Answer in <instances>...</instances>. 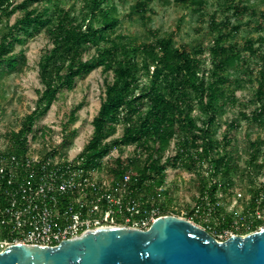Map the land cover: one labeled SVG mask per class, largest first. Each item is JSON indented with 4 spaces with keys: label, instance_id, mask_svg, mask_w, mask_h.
Segmentation results:
<instances>
[{
    "label": "trees",
    "instance_id": "16d2710c",
    "mask_svg": "<svg viewBox=\"0 0 264 264\" xmlns=\"http://www.w3.org/2000/svg\"><path fill=\"white\" fill-rule=\"evenodd\" d=\"M15 1L0 0V23L8 21L16 12L22 14L0 41V67L13 70L24 59L23 52L18 57L9 55L14 44L22 42L20 35L34 37L45 29L51 48L44 51L38 62L42 90L37 93L35 108L24 117L20 130L11 134V151L23 152L26 136L41 133L40 129L34 132V126L47 114L57 95L63 90H72L76 80L101 68L112 73V81L105 84L104 98L91 123L92 135L80 156L85 167H100L103 158L116 149L118 156L106 172L115 180L125 172L137 176V194L146 195L165 185L168 167L196 173L199 213L196 215L194 208L189 213L196 223H202L201 220L212 214H221L219 197L233 192V178L239 174L253 179L247 190L249 200L245 212L246 218L250 215L253 218L241 225L239 235L246 236L264 225V221L254 217L255 210L264 208V180H261L264 178V138L249 142V168L240 170L229 150L232 144L229 133L239 120L226 126L221 140L215 137L218 118L227 105L238 104L235 92L244 82L240 77L231 80L232 74L237 72L248 77L247 83L252 82L250 59L260 67L251 100L256 108L251 116L241 113L240 117L264 128V10L259 13L261 21L256 28L260 34L245 40L242 48L229 43L239 26L229 27L227 19L221 31L211 22L217 34L208 49L207 68L202 50L188 52L177 48L170 36L135 43L117 34L121 20L111 0H74L81 4L78 11L63 8L61 4L65 0H24L21 4ZM174 1L197 12L205 4V0ZM35 3L44 5L43 9H30ZM233 7L238 13V7L229 6ZM90 49L95 53L85 59ZM77 110L78 107L71 111L62 129V148H68L76 136L77 131L70 130L69 126L76 121ZM195 110L200 118L193 117ZM119 127L121 133L114 137ZM171 144L174 155H168ZM130 146L132 154L123 157ZM250 168H255V176L260 178L256 187ZM143 182L148 186L144 187ZM163 195L159 208L165 213L172 201L167 192ZM224 217L218 228L203 223L206 232L222 233L229 229L232 219Z\"/></svg>",
    "mask_w": 264,
    "mask_h": 264
},
{
    "label": "rangeland",
    "instance_id": "374dc122",
    "mask_svg": "<svg viewBox=\"0 0 264 264\" xmlns=\"http://www.w3.org/2000/svg\"><path fill=\"white\" fill-rule=\"evenodd\" d=\"M23 1L16 0L15 4H21ZM111 1L116 6L118 17L121 20L117 34L124 35L135 43L153 42L155 39L170 36L177 48L188 52L196 49L202 50L204 52L202 57L207 68L209 67L208 49L217 34L215 28L212 30L211 22H214L217 25L216 28L221 31H224L225 28L222 27V23L227 19L230 23L229 27L231 25L239 26V31L232 35L229 43L242 48L245 40L256 38L260 34L256 28L261 21L259 13L264 10L263 0H205L204 6L198 12L174 0ZM139 4L144 6L138 7ZM43 6L35 3L30 9L41 11ZM61 6L76 11L81 8V4L76 3L74 0H65ZM229 6L238 7V13L234 11L236 8L230 9ZM242 11L244 13L239 14ZM21 15L20 12H16L8 21L0 23V41L8 32V28ZM229 27L228 30H230ZM19 38L22 42L15 43L9 55L18 57L17 54L23 52L24 59L13 70L0 67V152L10 150L11 134L20 130L24 117L35 108L37 93L42 90L38 79V62L44 51L51 48L45 29L34 37L20 35ZM94 53V49H90L84 58L88 59ZM244 56L248 57L247 53H244ZM249 64L251 72H253L249 77L252 82L247 83V76L237 72L232 74L231 80L239 77L244 79L241 88L235 92L238 104L234 107L230 105L225 107V112L218 118L217 127L215 128V137L221 140L226 126L234 123L235 120H239L237 127L229 133L232 141L229 150L240 170L249 168L247 165L249 142L264 138V128L240 117L241 113L251 116L256 108L251 100L257 86L255 78L260 67L253 59H250ZM111 81L112 73L98 68L83 79L76 80L72 90H63L61 94L57 95L56 101L51 105L47 114L40 118L34 126V129L41 130L40 134L37 133V143L42 144L41 141L43 140L40 137L43 135L48 137L61 132L68 122L71 111L78 107L76 121L69 126L70 130L75 129L77 131L76 136L68 148L60 147V152L62 155L73 157L79 149L83 150L92 135L93 127L91 123L104 98L105 84ZM192 115L195 118H200L197 110ZM198 125H200V122H198ZM120 133L121 130L118 129L114 137L119 136ZM171 148H173V144H171ZM36 150H40V148ZM173 153L172 151L170 154ZM131 154L132 147H128L123 157ZM116 157L117 152L113 150L106 160L107 166H110ZM249 171L254 177L256 187L260 178L258 175V177L255 176V168H250ZM198 178L194 172L168 167L166 170L165 192H167V196L172 203L165 213L155 211L153 218L157 216L179 217L204 229L203 223L212 224L218 228L225 218L224 216H227L232 219L230 228L225 229L222 233L210 231L209 234L218 241H221V239L224 241L231 234L240 236L241 225L248 224L249 220L252 221L253 218L251 215L246 218L248 214H245L249 200L247 190L253 179L241 177L239 174L236 175L233 178L235 182L233 192L219 197V204L222 205L221 214L218 216L212 214L201 220L202 223H196L193 219L195 217L190 218L189 213L194 207L196 208L200 201ZM261 180L263 181L264 178ZM161 199L164 200L163 195ZM262 214H264V208ZM262 228H264V225L259 226L253 232H257Z\"/></svg>",
    "mask_w": 264,
    "mask_h": 264
},
{
    "label": "built area",
    "instance_id": "2783aa9c",
    "mask_svg": "<svg viewBox=\"0 0 264 264\" xmlns=\"http://www.w3.org/2000/svg\"><path fill=\"white\" fill-rule=\"evenodd\" d=\"M63 139L61 131L40 145L32 133L23 152H0V253L13 245L52 248L106 227L147 230L162 217L153 215L162 212L165 185L150 195L137 194V176L125 172L115 180L106 172L113 150L100 167L88 168L80 157L83 150L73 157L61 154ZM171 152L168 155H174ZM194 209L198 215V207ZM262 212L255 210L259 221H264Z\"/></svg>",
    "mask_w": 264,
    "mask_h": 264
},
{
    "label": "water",
    "instance_id": "95a60500",
    "mask_svg": "<svg viewBox=\"0 0 264 264\" xmlns=\"http://www.w3.org/2000/svg\"><path fill=\"white\" fill-rule=\"evenodd\" d=\"M0 264H264V228L218 242L190 221L162 216L147 230L106 227L52 248L13 245Z\"/></svg>",
    "mask_w": 264,
    "mask_h": 264
}]
</instances>
